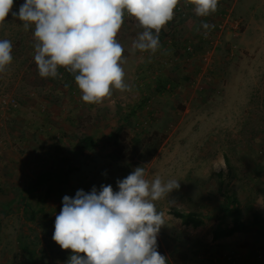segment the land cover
<instances>
[{"label": "rangeland", "instance_id": "374dc122", "mask_svg": "<svg viewBox=\"0 0 264 264\" xmlns=\"http://www.w3.org/2000/svg\"><path fill=\"white\" fill-rule=\"evenodd\" d=\"M24 2L14 0L11 11ZM183 7L155 54L132 52L143 29L125 15L116 39L127 52L122 67L131 90L113 89L100 104L83 102L75 79L39 76L34 26L26 31L11 12L0 22V40L12 42V62L0 73V264H68L72 251L52 240L62 197L109 184L117 191L116 181L136 167L149 181H179L155 206L166 223L160 232L183 264H251L245 255L253 247L264 258V229L251 223L264 224V0H218L208 16ZM186 44L192 52H182ZM119 127L127 144L142 141L145 157L128 149L114 158ZM86 135L94 145L78 148ZM146 139L158 148L144 161ZM219 171L246 228L214 240L213 228L231 219L220 210ZM36 193L38 200L29 197ZM28 199L33 212L23 209ZM173 209L199 211L204 223L185 225Z\"/></svg>", "mask_w": 264, "mask_h": 264}, {"label": "clouds", "instance_id": "9594fccd", "mask_svg": "<svg viewBox=\"0 0 264 264\" xmlns=\"http://www.w3.org/2000/svg\"><path fill=\"white\" fill-rule=\"evenodd\" d=\"M14 0H0V22L11 14L27 31L34 26L35 56L42 78L58 76V66L74 75L83 102L100 104L112 90L130 91L122 67L123 46L116 36L125 15L143 31L132 52L160 49L159 33L174 18L179 0H25L12 12ZM197 16L216 12L218 0H184ZM205 29L210 26L203 24ZM12 42L0 40V73L12 62ZM216 168L215 170H218ZM118 190L101 185L90 192L64 195L54 221L52 240L72 254L68 264H167L157 251L164 213L155 202L179 188V181L145 178L142 167L116 181ZM83 253L84 255H81Z\"/></svg>", "mask_w": 264, "mask_h": 264}, {"label": "trees", "instance_id": "16d2710c", "mask_svg": "<svg viewBox=\"0 0 264 264\" xmlns=\"http://www.w3.org/2000/svg\"><path fill=\"white\" fill-rule=\"evenodd\" d=\"M181 11H176L174 9V13H179ZM170 22L169 21L167 24H169L170 26ZM166 24V27H169ZM165 29H161L160 33H159V39L163 36H165V33H167L168 31H166ZM165 40L163 41V43L165 44ZM190 44H186V46L183 47V51L182 52H192L193 48H190ZM60 74H58L60 76V79H63L67 82L72 81L74 79V75L69 73L68 71H66V69L63 66H60ZM158 82V87L163 88L164 86V82L162 81V78H159L157 80ZM156 133V132H155ZM149 141V139L145 140V143H147ZM112 142L115 145V149L113 150L114 153L116 154L114 156V158L116 159H121L123 157H125V152L129 149L133 150L135 152L134 155H140L145 157V153L146 151L141 150L142 147L141 145L138 147L139 143H142L141 140H136L133 139L131 141V144H127L125 138L121 137V131H120V127L117 128L115 130V132L112 134ZM149 144L151 145V150L149 155L147 156V158L144 161H147L152 155L153 153L157 150L158 148V141L156 140V142H152ZM92 145H94V137L92 135H86L84 136L81 140H78L76 142V146L78 148L81 149H85V148H90ZM129 145V146H128ZM138 162H136V165L139 164V162H141L140 160H137ZM54 171L55 172H59L61 174L62 173H67L68 170H63L62 167L59 168H55L54 167ZM217 176L219 177V181H218V189L221 192L222 195V201L223 204L220 208V210L222 212H226L228 214L231 215V219L229 220L230 223L227 225H223L220 222L213 228L212 230V239H218L221 237H225V236H229L231 234H233L236 231L242 230L246 228V223L243 221L242 219V214H241V210L238 206L239 201L238 199L232 195V191L228 189V186L226 184H223V178L225 176V174L221 171L218 172ZM39 194L40 193H36V194H30V198H35V199H39ZM37 199V200H38ZM34 204H32V202L28 199L25 204H24V210L26 212H28L29 210L31 212L34 211ZM250 208V206H249ZM172 213L174 216L179 217L182 221L183 224L185 225H191L193 227L202 225L204 223V216L201 212L196 211V210H178V209H173ZM253 219V218H252ZM252 224L259 226L261 229H264V224L261 225V223L258 220H254L251 222ZM170 243H173V239L164 234V233H159L157 236V251L161 254L167 257V263H172V264H183L185 261V257L183 255H180L178 250L173 247V244L170 245Z\"/></svg>", "mask_w": 264, "mask_h": 264}, {"label": "crops", "instance_id": "0c3cea01", "mask_svg": "<svg viewBox=\"0 0 264 264\" xmlns=\"http://www.w3.org/2000/svg\"><path fill=\"white\" fill-rule=\"evenodd\" d=\"M163 29H165V27L163 28ZM120 38H122V37H120ZM124 38V37H123ZM121 41H123V40H121ZM131 44V43H130ZM126 46H127V43H126ZM127 52H125V51H123V53H122V55L124 56V57H127V54H126ZM141 64H138V66H140ZM232 235V234H231ZM254 248V247H253ZM253 248H251L250 250V252H249V254H247V255H245V257H246V259H247V263L249 262V263H251V264H264V258H255L254 257V252H255V250H256V247L253 249ZM256 255H258V256H262V255H259V254H256ZM252 256V257H251Z\"/></svg>", "mask_w": 264, "mask_h": 264}, {"label": "built area", "instance_id": "2783aa9c", "mask_svg": "<svg viewBox=\"0 0 264 264\" xmlns=\"http://www.w3.org/2000/svg\"><path fill=\"white\" fill-rule=\"evenodd\" d=\"M184 5H186V4H184V3H178V5L176 6V8H175V10L176 11H181L184 7Z\"/></svg>", "mask_w": 264, "mask_h": 264}]
</instances>
